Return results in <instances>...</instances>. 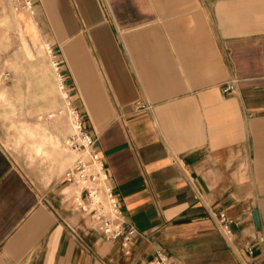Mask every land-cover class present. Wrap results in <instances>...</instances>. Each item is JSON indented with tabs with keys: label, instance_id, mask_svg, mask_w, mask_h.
Here are the masks:
<instances>
[{
	"label": "crops",
	"instance_id": "crops-1",
	"mask_svg": "<svg viewBox=\"0 0 264 264\" xmlns=\"http://www.w3.org/2000/svg\"><path fill=\"white\" fill-rule=\"evenodd\" d=\"M32 3L61 51L60 87L137 234L126 250L105 237L76 208L75 183L39 190L0 142V264H146L158 253L162 264H264V0ZM10 86L0 82V104L18 100L29 120L26 93Z\"/></svg>",
	"mask_w": 264,
	"mask_h": 264
},
{
	"label": "rangeland",
	"instance_id": "rangeland-1",
	"mask_svg": "<svg viewBox=\"0 0 264 264\" xmlns=\"http://www.w3.org/2000/svg\"><path fill=\"white\" fill-rule=\"evenodd\" d=\"M7 1L11 5L0 10V14L4 13L0 27L5 26L8 31L0 39V82L11 85L8 94L17 99L20 93H26L30 118H20L24 104L18 100L0 104V142L12 154L17 166L44 191L63 178L64 171L73 165L78 154L65 143L75 130L71 121L74 105L68 101L66 88L60 87L59 65L64 63L60 60L61 51L49 36L45 22L36 14L35 6L32 3L29 8L22 0ZM14 9L25 15L27 22L31 21L32 35L25 30L24 22L16 20ZM2 68L10 71L7 78L1 75ZM18 82L26 84L25 92L23 87L19 92ZM24 126H32L34 131L30 133ZM53 128L60 131L61 139L50 137L53 135L48 131ZM44 130L50 136L45 137L41 132ZM73 189L76 191L77 186Z\"/></svg>",
	"mask_w": 264,
	"mask_h": 264
},
{
	"label": "built area",
	"instance_id": "built-area-1",
	"mask_svg": "<svg viewBox=\"0 0 264 264\" xmlns=\"http://www.w3.org/2000/svg\"><path fill=\"white\" fill-rule=\"evenodd\" d=\"M22 1L26 5L32 4V0ZM234 87L233 80H230L226 83L225 91L233 90ZM71 113L72 120L78 121V126L68 135L65 143L70 149L78 151V154L73 165L64 171L63 178L67 182L76 184L77 190L72 196L76 208L90 217L94 223L93 227L98 228L105 237L119 240L125 250L129 249L131 241L137 234V228L132 224L124 225L121 219L122 213L117 197L105 181L106 173L100 161L99 151H97L96 136L84 127L77 107H72ZM95 161L99 162V167L91 169L90 165H93ZM216 220L220 230L229 236L231 220L224 212H219ZM166 260L167 257L164 254L158 253L146 264H162Z\"/></svg>",
	"mask_w": 264,
	"mask_h": 264
},
{
	"label": "bare ground",
	"instance_id": "bare-ground-1",
	"mask_svg": "<svg viewBox=\"0 0 264 264\" xmlns=\"http://www.w3.org/2000/svg\"><path fill=\"white\" fill-rule=\"evenodd\" d=\"M31 7V5H29V8ZM67 95V94H66ZM71 121H73V120H71ZM72 124H73V127L76 129V127L78 126V121H73L72 122ZM93 167H99V162L98 161H95L94 163H93V165H90V168L91 169H93Z\"/></svg>",
	"mask_w": 264,
	"mask_h": 264
},
{
	"label": "water",
	"instance_id": "water-1",
	"mask_svg": "<svg viewBox=\"0 0 264 264\" xmlns=\"http://www.w3.org/2000/svg\"><path fill=\"white\" fill-rule=\"evenodd\" d=\"M253 217H254V220L257 222L258 221V213H257V210H254L253 211Z\"/></svg>",
	"mask_w": 264,
	"mask_h": 264
}]
</instances>
